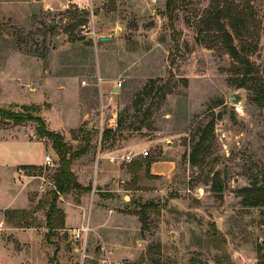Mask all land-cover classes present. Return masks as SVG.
<instances>
[{"label": "rangeland", "instance_id": "rangeland-1", "mask_svg": "<svg viewBox=\"0 0 264 264\" xmlns=\"http://www.w3.org/2000/svg\"><path fill=\"white\" fill-rule=\"evenodd\" d=\"M227 3L241 20L239 59L227 51L228 19L206 27ZM245 60L252 73H235ZM263 86L264 0H0V106L42 118L72 153L90 137L72 162L90 187L85 226L47 239L56 159L20 165V179L14 164L41 162L53 142L35 121L0 118V264H264V206L240 194L264 175ZM121 118L104 145L102 127ZM135 142L146 144L131 162L102 157ZM163 159L171 173L147 169ZM79 196L58 200L72 224ZM16 208L25 216L8 219Z\"/></svg>", "mask_w": 264, "mask_h": 264}, {"label": "trees", "instance_id": "trees-1", "mask_svg": "<svg viewBox=\"0 0 264 264\" xmlns=\"http://www.w3.org/2000/svg\"><path fill=\"white\" fill-rule=\"evenodd\" d=\"M179 0H170V2H175ZM233 3H227L225 6L220 7L217 6L214 8V12L211 13V17L213 15L214 21H212V18L206 19V27L207 29L211 28H218L223 30V26L220 25V22L223 18L228 19L229 21V27L231 31H224V40H226V47L227 51L234 57L239 59V51L236 48V46L233 44V36L232 33H234L236 36H240V33L242 31L239 28L240 19L238 17V13L235 12L236 8ZM215 24V25H214ZM235 73H243L245 75H248L252 73V67L249 64L248 60H245V65L242 67H236ZM155 89V85H146L145 88L138 93L137 99L143 100L144 96L149 95L152 93V91ZM162 88H158V90H161ZM260 97L258 98V101L264 102V86L260 88ZM165 95V93H163ZM23 108H27V106L23 105ZM26 110V109H25ZM23 110V112H15L12 111V109L0 106V118L10 120L14 124H21L26 121H35L37 123V131L40 137L42 138H48L53 142V148L57 153L58 158L55 160V163H57V169L54 174V190H53V197L50 202L49 209L46 213V221H47V227L49 229L48 233L46 234L47 239L50 238L51 235H55L56 230H65L66 229V214L65 211L59 206L58 200L61 195L70 194L73 191H78L79 195L82 193L87 192L90 190V187L82 185L77 178V175L72 169V162L73 160L84 154L88 148V144L90 142L89 135H86L85 141L87 142L86 145L82 146L79 150L72 153L69 144L65 140V137L59 133L52 130H48L46 126V122L42 118H34L31 113L26 112ZM123 119H119L118 121V127L122 126ZM118 127L116 129H113L111 127L106 128L103 131V138L102 142L103 144L108 143L109 141L113 140L115 132L117 131ZM105 141V142H104ZM204 144V138H201L194 147L192 153H191V160L193 163L197 162V153L200 147H202ZM202 149V148H201ZM150 161L147 169L150 170ZM23 168L27 169H33L36 170L40 166L35 164H26L22 166ZM240 194L242 197V202L248 206H264V175H262L261 178H256L252 181V183L248 187H244L241 189ZM6 216L8 219L12 218L14 214L20 215V217H24L26 214V210L24 209H6L5 210ZM141 222L143 224L142 228H146V222L147 217L146 214L141 215ZM21 227H32L31 224L25 222L23 225H20ZM217 264H222L221 259L218 260Z\"/></svg>", "mask_w": 264, "mask_h": 264}, {"label": "crops", "instance_id": "crops-1", "mask_svg": "<svg viewBox=\"0 0 264 264\" xmlns=\"http://www.w3.org/2000/svg\"><path fill=\"white\" fill-rule=\"evenodd\" d=\"M144 144H146V143L135 142V143L131 144L130 146H128V144H127L125 146H120V148H115L113 150L110 149V148H107V149H105L106 152L102 153V157L104 158V156L107 155V156H109L108 158L114 159V160H115V158L117 159L119 157L123 158L124 157L123 155L125 153L122 154V152H124L126 150H130L131 154L134 155V157H136L137 155L140 154V152H142V147H143ZM104 145H109V142L104 144ZM49 151L52 152V149H49ZM44 157H45V155H44ZM99 157H101V153H100ZM45 163L46 162H45V160L43 158V160L41 162L36 163L35 165L41 166V165H43ZM14 165H16L17 177L20 179L21 176H25V175L21 174L20 170L18 169V167L20 165H24V164H14ZM173 168H174V162L172 160H167V159L155 161L150 166V170H151L152 174H169V173L172 172ZM103 175H105V174H103ZM103 175L99 176V174L96 173V175L94 177L95 178L94 179L95 184H98V182H100L101 180L104 179L102 177ZM86 180H87V178L85 176L78 175V181L82 185H84V186L88 185ZM93 192H94V190H93ZM87 200H88V192L87 193L85 192V193H83V194H81L79 196V202H78L77 207H70V209L76 210L77 216L81 217V220L78 223L72 224L73 222L72 223L70 222L69 213L67 211L68 208L65 209V212H66V221L65 222H66V227H67L68 230L74 231V230H77L78 227L85 226L84 225V219H85V217L87 215V213H86Z\"/></svg>", "mask_w": 264, "mask_h": 264}, {"label": "built area", "instance_id": "built-area-1", "mask_svg": "<svg viewBox=\"0 0 264 264\" xmlns=\"http://www.w3.org/2000/svg\"><path fill=\"white\" fill-rule=\"evenodd\" d=\"M121 85H122V82H119V83L117 84L118 87H120ZM103 109H104V106L101 107V112H103ZM110 127L113 128V129H116V128L118 127V123L116 122L113 126H110ZM103 130H105V129H104V126L102 127V131H103ZM143 155H144V156H147V155H149V152H148L147 150H145V151L143 152ZM123 158H124L127 162H131V161H133V159H134V155H132V154H127V155H125ZM44 160H45L46 163H50L51 161L54 160V157H53V155H52V153H51L50 151H49L48 154L45 155ZM75 234H76L77 237L80 236V232H79V233H75Z\"/></svg>", "mask_w": 264, "mask_h": 264}, {"label": "water", "instance_id": "water-1", "mask_svg": "<svg viewBox=\"0 0 264 264\" xmlns=\"http://www.w3.org/2000/svg\"><path fill=\"white\" fill-rule=\"evenodd\" d=\"M114 38L115 37L113 35L112 36H101V37H99V40L101 42H107V41L113 40ZM115 91H118V88L117 87L115 88ZM234 99H235V101H237L238 100V97L237 96H234ZM51 153H52L54 159H57L58 158L57 153L54 150H52Z\"/></svg>", "mask_w": 264, "mask_h": 264}]
</instances>
